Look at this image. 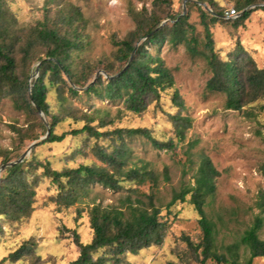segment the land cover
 Segmentation results:
<instances>
[{
    "label": "trees",
    "instance_id": "trees-1",
    "mask_svg": "<svg viewBox=\"0 0 264 264\" xmlns=\"http://www.w3.org/2000/svg\"><path fill=\"white\" fill-rule=\"evenodd\" d=\"M164 4L171 6L172 2L155 0L156 10L149 17L145 12L133 16L134 30L124 40H111L114 50L108 58L102 57L90 64L83 56L89 43L81 33L78 11L70 16L60 11L54 19L46 17L44 23L17 28L6 0H0V101L11 98L30 115L24 127L11 126L10 131L17 136L18 144L30 138L36 129L41 133L44 130L45 136V124L36 109L43 113L49 127L41 146L83 137L81 146L74 149L69 158L89 156L93 160L90 164L55 170L48 160L35 158L32 151L29 160L25 158L19 165L7 169L0 179V239L6 232L19 228L36 210H52L58 214L91 201L85 212L90 240L83 244L72 231L78 256L69 264H130L129 257L163 244L169 225L161 215V207L155 204L157 199L153 192L160 183L159 175L146 167L131 166L129 145L131 139L142 138L156 150L176 153L177 149H183L186 135L192 128V121L183 115L184 101L174 89V76L161 57L163 47L183 46L190 58L205 62L211 73L206 89L224 95L226 110L242 112L243 108L264 99V74L252 58L235 52L221 60L214 51L210 32L215 24L229 23L233 28L244 26L254 12L246 8L264 4V0H193L187 2L188 14L182 16L169 15L161 8ZM198 4H207L211 13ZM226 6L240 13L235 21L224 19L230 11ZM192 11L197 13L196 18L190 16ZM260 11L264 12V8ZM165 19H170L172 25L159 27ZM42 55H45L43 60L39 59ZM35 61H40L38 76L29 86V96L28 88L21 86L22 73ZM97 72L112 79L103 80L97 75L87 85ZM85 86L79 95L75 89ZM168 92H172L171 113L163 112L159 105L161 96ZM49 96L53 98V106ZM81 96L87 103L79 107L75 102ZM95 102L119 108L111 115ZM152 106L164 113L170 125L172 137L167 142L157 141L146 128H111L121 120L123 112L140 116ZM66 122L80 127L57 134L56 128ZM194 147L195 143L190 142L183 152L189 166L192 165L190 151ZM9 162L5 153H0V165ZM260 171L264 177V165ZM217 177L210 161L201 158L192 183L172 192L165 209L177 202L188 203L198 216L196 224L201 235L198 242L181 236L179 241L184 248L173 250L176 263L169 264H254L253 259L264 257V239L259 237L264 215L254 219L238 241L217 244L216 224L205 213V209L212 206ZM162 178L168 181L166 169ZM124 183H131L135 188L126 191L128 195L119 201V206L93 203L91 197L96 187L120 192ZM144 187L146 190L140 192ZM257 205L264 214V197H259ZM83 213L84 210L78 208L74 222ZM37 239L31 237L21 241L0 264H41L36 254Z\"/></svg>",
    "mask_w": 264,
    "mask_h": 264
},
{
    "label": "rangeland",
    "instance_id": "rangeland-1",
    "mask_svg": "<svg viewBox=\"0 0 264 264\" xmlns=\"http://www.w3.org/2000/svg\"><path fill=\"white\" fill-rule=\"evenodd\" d=\"M186 1L193 0H171V6L164 4L161 8L172 16L186 15L188 14ZM154 2L155 0H6L17 28L44 23L46 17L54 19L60 11L66 16L78 11L81 33L86 36L89 43L83 56L90 64H94L102 57L108 58L114 50L111 40H124L135 28L133 16L145 12L149 17L156 10ZM203 5L209 9L207 4ZM200 8L203 9L202 6ZM226 8L232 9L231 6ZM261 8H264V4L246 8L247 11L254 12L242 27L233 28L229 23L215 24L210 28V32L214 51L221 60H226L229 55L238 52L244 58H252L257 69L264 74V12L260 11ZM190 16L196 18L197 13L192 11ZM239 16L240 13H235V17L229 20L235 21ZM163 21H167L165 25L173 23L170 19ZM44 57L45 55H42L39 59L43 60ZM161 57L174 76V89L184 101L183 115L192 121V128L186 135L183 149H177L176 153L156 150L142 138H133L129 142L132 152L131 166L146 167L159 175L160 183L153 192L157 199L155 204L161 207V215L169 225L163 244L141 251L135 257H129L130 264L176 263L172 252L177 248H184V244L179 241L181 236L198 242L201 233L196 224L198 216L193 208L186 202H177L168 210L165 207L172 192L179 191L181 185L192 183V176L201 158L209 160L218 174L212 206L205 209V213L216 224L218 245L238 241L253 220L264 215L257 205L259 197H264V177L260 171L264 165V99L243 108L242 112L226 110L224 95L211 93L206 89L211 73L205 62L190 58L183 46L176 48L164 46ZM37 63L33 62L23 71L22 87H29L25 82L28 73H33L35 78L38 76ZM78 94L82 95V91H78ZM171 95L172 92H168L161 96L159 105L165 113L173 112L169 108ZM48 100L53 106L52 96H49ZM86 101V98L81 96L75 105L80 107L86 104ZM95 105L109 110L111 115L119 108L108 103L95 102ZM29 121L30 115L27 110L16 105L11 98L0 101V153H5V158L10 159V162L23 154L34 142L37 145L25 158L29 160L31 152L34 151L35 158L48 160L55 170L64 167L74 168L79 164L86 165L93 161L89 156L69 158L70 153L81 146L83 137L68 138L60 144L41 146L44 130L41 133L36 129L30 138L18 144L17 136L9 128L24 127ZM78 127L80 125L66 122L60 124L56 132L60 134ZM114 127L146 128L159 142H167L172 137L164 113L154 110L153 106L140 116L123 112L121 120L116 121L111 128ZM190 142L195 143V147L190 151L191 166L185 163L183 155ZM165 169L167 182L162 178ZM3 176L5 173L0 172V179ZM122 187L123 191L120 192L96 187L91 197L93 203L119 206V201L128 195L126 191L135 188L131 183H124ZM145 190L146 187L140 188V192ZM188 199L187 196L185 200ZM88 206H91V201L62 210L58 214L52 210H36L19 228L2 235L0 260L16 249L21 241L35 237L39 241L36 242L38 245L36 254L40 257L41 264H69L74 261L78 256V249L73 242L72 231L83 244L90 240L88 220L85 217ZM78 208L83 209L84 213L77 222H74ZM259 237L264 239V226ZM253 263L264 264V257L253 259Z\"/></svg>",
    "mask_w": 264,
    "mask_h": 264
},
{
    "label": "water",
    "instance_id": "water-1",
    "mask_svg": "<svg viewBox=\"0 0 264 264\" xmlns=\"http://www.w3.org/2000/svg\"><path fill=\"white\" fill-rule=\"evenodd\" d=\"M186 2H187V1H186ZM198 6H200V7L202 6V8H203L206 12L211 13V11H209L210 9H208L206 6L201 5V4H198ZM224 19H225V18H224ZM166 22H167V21H163V22H161L160 25H159V27H161L162 25H164ZM144 40H145V38H144ZM131 57H132V56H131ZM130 59H131V58H130ZM39 64H40V61H38V63H37V67L39 66ZM97 75H101L102 77L105 78V80H110V79H112V77H108V76H106L104 73L100 72V73H97V74L94 76L93 80H92L91 82L89 81L87 85L91 84V83L95 80V78L97 77ZM114 77H116V76H114ZM114 77H113V78H114ZM65 81L67 82V84H68L69 86H71L68 80L65 79ZM87 85H86V86H87ZM86 86L83 87V88H76L75 90H77V91H83V90L86 89ZM28 94H29V96L31 95V88H30V87H28ZM31 105H32V104H31ZM32 107L34 108L33 105H32ZM35 111H36V113H37V114L43 119L44 124H45V127H46V134H45V136H44L43 139H42V141H43V140L46 138L47 134H48V128H49V127H48L47 122L45 121V117H44L43 113H41L40 111H38V110H36V109H35ZM36 145H37V143H35V142L32 143L31 146H30L26 151H24L23 153L30 152L31 149H32L33 147H35ZM22 161H23L22 158H20L18 162H9V163H7V164H5V165H2V166L0 167V172H4V173H5V171H6L7 169H11V168H13V167L19 165Z\"/></svg>",
    "mask_w": 264,
    "mask_h": 264
},
{
    "label": "bare ground",
    "instance_id": "bare-ground-1",
    "mask_svg": "<svg viewBox=\"0 0 264 264\" xmlns=\"http://www.w3.org/2000/svg\"><path fill=\"white\" fill-rule=\"evenodd\" d=\"M53 63L55 62V60H53V59H50ZM34 75H33V73H28V75L26 76V80H25V82H26V84L28 85V86H31V84L33 83V81H34ZM27 155H28V152L27 153H23V154H21L20 156H17L16 157V159L13 161V162H18L19 161V159L20 158H22V160L23 159H25V157H27Z\"/></svg>",
    "mask_w": 264,
    "mask_h": 264
},
{
    "label": "built area",
    "instance_id": "built-area-1",
    "mask_svg": "<svg viewBox=\"0 0 264 264\" xmlns=\"http://www.w3.org/2000/svg\"><path fill=\"white\" fill-rule=\"evenodd\" d=\"M233 17H235V13L234 11L230 10L227 14H225L224 18L225 19H232Z\"/></svg>",
    "mask_w": 264,
    "mask_h": 264
}]
</instances>
